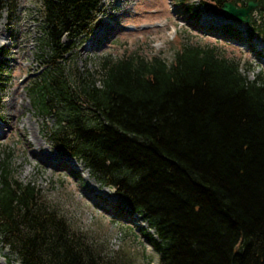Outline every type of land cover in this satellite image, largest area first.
Returning a JSON list of instances; mask_svg holds the SVG:
<instances>
[{
  "label": "trees",
  "instance_id": "trees-1",
  "mask_svg": "<svg viewBox=\"0 0 264 264\" xmlns=\"http://www.w3.org/2000/svg\"><path fill=\"white\" fill-rule=\"evenodd\" d=\"M101 1L39 0L45 67L28 96L54 121L47 140L142 218L158 264H264V75L250 80L216 46L192 43L170 62L133 52L74 70L64 38L90 34ZM206 1L220 15L225 2L257 3L246 39L264 42V0ZM10 160L0 161V241L18 264H118L18 182Z\"/></svg>",
  "mask_w": 264,
  "mask_h": 264
},
{
  "label": "rangeland",
  "instance_id": "rangeland-1",
  "mask_svg": "<svg viewBox=\"0 0 264 264\" xmlns=\"http://www.w3.org/2000/svg\"><path fill=\"white\" fill-rule=\"evenodd\" d=\"M210 7L206 0H102L91 33L64 38L71 48L65 59L74 70L93 72L105 56L137 52L170 62L182 43L207 44L238 62L248 79L264 75V42H248L247 24L226 19ZM41 12L39 0H11L0 17V38L6 39H0V118L5 124L0 121L5 133L0 139V161L9 151L14 178L31 182L44 202L100 257L118 264H158V254L143 237L142 218L130 216L112 189L98 183L79 160L50 144L45 131L54 121L31 106L28 87L45 67L40 58ZM225 29L229 34L223 33ZM49 155L54 159L60 155L59 160ZM65 159L70 163L61 162ZM0 264H18L1 241Z\"/></svg>",
  "mask_w": 264,
  "mask_h": 264
},
{
  "label": "water",
  "instance_id": "water-1",
  "mask_svg": "<svg viewBox=\"0 0 264 264\" xmlns=\"http://www.w3.org/2000/svg\"><path fill=\"white\" fill-rule=\"evenodd\" d=\"M257 6L258 4L253 1H249L244 7H236L232 2H225L221 10L223 12V17L239 24H248L250 22L251 13ZM110 189H112V187H110Z\"/></svg>",
  "mask_w": 264,
  "mask_h": 264
},
{
  "label": "bare ground",
  "instance_id": "bare-ground-1",
  "mask_svg": "<svg viewBox=\"0 0 264 264\" xmlns=\"http://www.w3.org/2000/svg\"><path fill=\"white\" fill-rule=\"evenodd\" d=\"M116 3H119V0H116ZM2 25H3V21H2L1 18H0V26H2ZM94 28H95V26H94ZM127 29H128V28H127ZM129 29H134V28H133V27H129ZM2 33H5L4 28H2ZM102 34H103V33H101V34H97V35H96V38L99 37V35H102ZM2 36H3V35H2ZM7 37H9V36L7 35ZM93 37H94V36H93ZM93 37H92V39H93ZM2 38H3L4 41H6L5 36H3ZM2 38H0V39H2ZM3 40H2V41H3ZM4 41H3V43H4ZM3 43H2V44H3ZM2 44H1V45H2ZM9 45H10V44H9ZM89 45H90V44H89ZM0 121H1V123H2L3 125H5V124H4V120H3L2 118H0ZM4 134H5V133L3 132V129H2L1 126H0V139L4 136ZM38 134H39V133H38V128H37V126H36V135L39 136ZM58 156H60V155H57V156H56V159H54V157H50V155H49L48 158H51V159H53V160H57V159H58ZM62 157H63V156H62ZM58 160H59V159H58ZM62 161H65V162L68 161V163H70L69 159L61 160V162H62ZM74 163H75V162H74ZM74 165L77 166V164H74ZM47 166H50V165L47 164Z\"/></svg>",
  "mask_w": 264,
  "mask_h": 264
}]
</instances>
